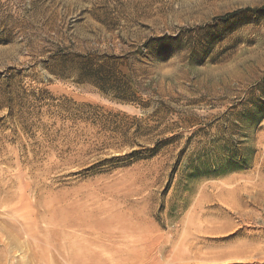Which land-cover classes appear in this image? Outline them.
I'll use <instances>...</instances> for the list:
<instances>
[{"label":"rangeland","instance_id":"374dc122","mask_svg":"<svg viewBox=\"0 0 264 264\" xmlns=\"http://www.w3.org/2000/svg\"><path fill=\"white\" fill-rule=\"evenodd\" d=\"M0 264H264V0H0Z\"/></svg>","mask_w":264,"mask_h":264},{"label":"trees","instance_id":"16d2710c","mask_svg":"<svg viewBox=\"0 0 264 264\" xmlns=\"http://www.w3.org/2000/svg\"><path fill=\"white\" fill-rule=\"evenodd\" d=\"M79 63L78 81L80 83H89L104 95L114 92L115 100L120 103L127 104L134 101L132 99L135 94L132 88L117 79L118 68L123 65L120 58L106 56L101 63H98L96 59H80Z\"/></svg>","mask_w":264,"mask_h":264},{"label":"bare ground","instance_id":"6f19581e","mask_svg":"<svg viewBox=\"0 0 264 264\" xmlns=\"http://www.w3.org/2000/svg\"><path fill=\"white\" fill-rule=\"evenodd\" d=\"M25 221H26V220H25ZM27 221H28V220H27ZM31 222H32V221H31ZM27 223H28V222H26V224H27ZM32 224H33V223H32ZM32 224H31V225H32ZM33 229H34V228H33ZM31 237H32V236H31ZM45 246H46V245H45ZM43 247H44V246H43ZM45 250H46V249H45ZM46 251H47V250H46ZM46 251H45V252H46ZM38 258H39V257H38ZM42 259H44V258H42Z\"/></svg>","mask_w":264,"mask_h":264}]
</instances>
